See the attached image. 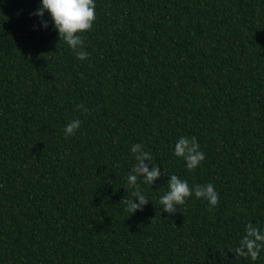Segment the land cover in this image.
Masks as SVG:
<instances>
[{
	"label": "trees",
	"instance_id": "obj_1",
	"mask_svg": "<svg viewBox=\"0 0 264 264\" xmlns=\"http://www.w3.org/2000/svg\"><path fill=\"white\" fill-rule=\"evenodd\" d=\"M38 3L0 0V264H264L230 251L264 229V0H95L84 61L34 29ZM180 136L205 153L192 171ZM136 143L161 176L131 214ZM166 173L218 204L163 212Z\"/></svg>",
	"mask_w": 264,
	"mask_h": 264
},
{
	"label": "clouds",
	"instance_id": "obj_2",
	"mask_svg": "<svg viewBox=\"0 0 264 264\" xmlns=\"http://www.w3.org/2000/svg\"><path fill=\"white\" fill-rule=\"evenodd\" d=\"M45 13L48 19H45ZM30 16L36 20L34 29L38 27L40 30H47L50 20L52 29L58 33L59 40L62 39L67 44L76 58L81 61L88 58V53L84 50L83 34L92 29L96 19L95 0H39L37 8L30 13ZM84 111L86 112L87 109ZM80 125V119L68 122L63 130L65 137L73 135ZM130 152L133 154L134 163L127 174L126 182L133 189L134 199H125V210L133 214L137 210H142L148 203L139 183L152 186L161 176V170L154 163L150 151L145 150L142 143L132 144ZM172 154L181 158L189 171L201 166L205 159V153L195 137L180 136L173 145ZM167 175V191L159 197L160 209L163 212L173 213L189 197L207 202L210 209L218 204L219 193L212 183L190 186L187 180L181 179L176 174ZM230 251L237 258L244 257L255 262L264 253V229L252 222L245 224L243 234Z\"/></svg>",
	"mask_w": 264,
	"mask_h": 264
}]
</instances>
